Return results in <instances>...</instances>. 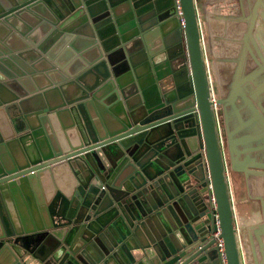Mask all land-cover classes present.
Instances as JSON below:
<instances>
[{
  "label": "water",
  "instance_id": "water-1",
  "mask_svg": "<svg viewBox=\"0 0 264 264\" xmlns=\"http://www.w3.org/2000/svg\"><path fill=\"white\" fill-rule=\"evenodd\" d=\"M180 4L0 0V264H264V0Z\"/></svg>",
  "mask_w": 264,
  "mask_h": 264
},
{
  "label": "rangeland",
  "instance_id": "rangeland-1",
  "mask_svg": "<svg viewBox=\"0 0 264 264\" xmlns=\"http://www.w3.org/2000/svg\"><path fill=\"white\" fill-rule=\"evenodd\" d=\"M195 3L198 9V8H201V6L204 3V0H195ZM210 9L212 10V13H214L217 18L222 19V20H231V18L234 17L236 14L235 12H233V6L230 3L225 2L224 0L220 1L216 5L210 6ZM239 33L240 32L233 30L232 35L235 37H239L240 36ZM255 34L257 35V31L255 32ZM214 92L217 96L215 87H214ZM236 175L237 174H231V173L228 174V182L230 186L232 201L234 202L233 209L236 214V221H238V224H239V226H237L238 232L245 239L244 230L247 228V226L250 224L253 225L259 222L260 220L259 208H258V204L251 203L248 200H246L245 194H244L243 181H241L240 175L239 176L238 175L236 176ZM236 177H238V180L236 179Z\"/></svg>",
  "mask_w": 264,
  "mask_h": 264
},
{
  "label": "built area",
  "instance_id": "built-area-1",
  "mask_svg": "<svg viewBox=\"0 0 264 264\" xmlns=\"http://www.w3.org/2000/svg\"><path fill=\"white\" fill-rule=\"evenodd\" d=\"M174 7H175V10H176L177 15L179 17V25L183 26L184 25V20L182 18V9H181L180 0H174ZM206 64L208 66L207 57H206ZM209 86H210L211 100L214 103L215 99H216V96H215V92H214V89H213L212 79H211L210 76H209ZM216 227H217V230L214 233V239L216 240V246H217V252H218V255H219V261H220V264H227L225 250H224V244H223V240L220 238V230H219L218 223H216Z\"/></svg>",
  "mask_w": 264,
  "mask_h": 264
},
{
  "label": "flooded vegetation",
  "instance_id": "flooded-vegetation-1",
  "mask_svg": "<svg viewBox=\"0 0 264 264\" xmlns=\"http://www.w3.org/2000/svg\"><path fill=\"white\" fill-rule=\"evenodd\" d=\"M232 6H233V12H237V7H236V4H235V0H233V2H232V4H231ZM235 10V11H234ZM198 11H199V15L201 16L202 14H204L205 12H212V10L210 9V6H206L205 8H203L202 6H201V8H198ZM214 14V13H213ZM214 16H215V14H214ZM260 25V22L258 21L257 23H256V27H255V30L257 29V27ZM243 28L244 29H246V24H243ZM232 33L233 32H230L229 31V34L230 35H232ZM233 36V35H232ZM241 36V35H240ZM233 37H235V36H233ZM200 38H201V43L202 44H204L205 46H206V50L209 52V53H212L213 51H214V48L213 47H211L210 45H208V44H210L209 43V39H208V33H207V31L205 30V28L203 27V25L201 26V29H200ZM260 44V43H259ZM206 51V52H207ZM230 174V173H229ZM232 174V173H231ZM237 176V175H236ZM239 176V175H238ZM240 177H241V175H240ZM236 179L238 180V177H236ZM241 181H242V178H241ZM259 218H260V220H261V213H260V209H259ZM260 220H259V222H257V223H260Z\"/></svg>",
  "mask_w": 264,
  "mask_h": 264
},
{
  "label": "crops",
  "instance_id": "crops-1",
  "mask_svg": "<svg viewBox=\"0 0 264 264\" xmlns=\"http://www.w3.org/2000/svg\"><path fill=\"white\" fill-rule=\"evenodd\" d=\"M244 194H245V198H246V200H247V197H246V193H245V188H244ZM249 202H251V201H249ZM251 203H255V202H251ZM256 204H258V203H256ZM232 205H233V208H234V202L232 201ZM249 205V204H248ZM236 208V207H235ZM258 208H259V205H258ZM253 211H254V209H253ZM234 219H235V223H236V228H237V226H239V224H238V221H236V214H235V211H234ZM255 224H257V223H255ZM254 225V224H253ZM250 226H252L251 224L250 225H248L247 226V228L248 227H250ZM238 229V228H237ZM241 237H242V235H241ZM243 238V237H242ZM243 240H245L244 238H243Z\"/></svg>",
  "mask_w": 264,
  "mask_h": 264
}]
</instances>
